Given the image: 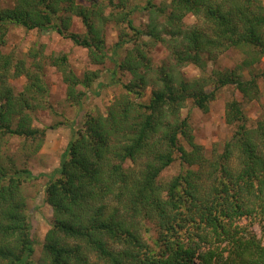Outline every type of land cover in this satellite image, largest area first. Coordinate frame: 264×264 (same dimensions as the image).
Wrapping results in <instances>:
<instances>
[{
	"label": "trees",
	"instance_id": "obj_1",
	"mask_svg": "<svg viewBox=\"0 0 264 264\" xmlns=\"http://www.w3.org/2000/svg\"><path fill=\"white\" fill-rule=\"evenodd\" d=\"M153 1L142 8L150 12L145 27L134 24V0L0 6V264H264V238L249 229L257 223L264 232V118L250 127L243 103L229 101L225 121L233 135L222 150L208 152L182 117L189 101L207 113L227 86L246 101L259 98V76L246 72L264 58V3ZM189 15L196 23L187 27ZM74 18L82 21L83 34L71 32ZM110 24L119 35L108 51ZM10 25L58 33L87 49L93 64L111 62L113 83L118 71L132 77L105 115H86L47 176L44 202L53 222L39 258L24 187L38 179L28 161L46 138V130L34 126V114L53 111L45 63L62 72L67 99L76 105L99 74L78 77L66 55L47 57L43 46L29 50L28 60L3 53ZM158 44L170 47L176 66L193 65L200 74L187 80L162 66L154 81L150 54ZM229 50L241 52L243 62L209 71V63ZM21 77L26 84L17 91L10 81ZM151 84L149 102L136 101ZM12 139L22 140V161L9 152ZM176 162L179 173L165 178Z\"/></svg>",
	"mask_w": 264,
	"mask_h": 264
},
{
	"label": "rangeland",
	"instance_id": "obj_2",
	"mask_svg": "<svg viewBox=\"0 0 264 264\" xmlns=\"http://www.w3.org/2000/svg\"><path fill=\"white\" fill-rule=\"evenodd\" d=\"M15 1L0 0V6L2 8L13 7ZM147 1L134 0L133 2L134 6L137 7L132 15L135 26L145 27L149 24L150 12L142 10L147 5ZM261 1L264 3V0ZM153 3L156 5L162 3L168 5L170 0H154ZM184 22L187 27H190L196 23V18L189 15ZM71 32L78 34L85 32L80 19L74 18ZM118 35V29L113 24L106 27L108 51H111L113 45L118 41ZM39 46L44 47V54L47 57L66 55L70 69L78 77L82 78L88 72H97L99 78L95 81L93 89L87 92L88 94L81 105L72 104L67 99V85L63 80L62 72L57 67L45 63V80L49 89L48 103L53 108V111L39 110L34 114V126L46 130V138L41 150L28 161V167L38 179L24 187V193L29 197L32 235L36 240L35 257L37 258L42 254V245L53 222V210L44 202V192L49 181L47 176L51 175L59 167L64 151L69 142L74 139L75 131L82 127L86 115H105L108 107L125 92L122 84L129 83L132 79L130 74L118 71L117 76L114 77L116 83H113L111 70L114 65L111 62L106 61L103 65L93 64L87 49L75 45L71 40L55 32L29 31L20 26L10 25L6 46L2 48V51L3 53L13 54L18 58L28 60L27 54L29 50ZM123 51H119L121 56ZM150 56L154 69L153 73L150 74V78L154 81L158 77V70L162 66L175 70L176 74L178 73L187 80L194 79L200 74V70L196 66H176L171 57L170 47L164 44L155 46ZM244 58L245 56L238 50H229L220 56L217 62L209 63V71L234 69L243 62ZM250 72L259 76V98L246 101L234 86H227L216 94L215 100L209 104L207 113L197 109L192 101H189L186 108L183 109L182 117L189 118L197 143L208 152L222 150L224 144L233 135V128L228 126L225 121V111L229 101L237 99L243 103L245 113L249 118L250 127H255L257 121L264 118V58L248 70L246 76ZM10 83L17 91H21L26 84V79L21 77L11 80ZM99 84H102L100 89L98 88ZM153 88L154 85L151 84L145 90L143 98L136 101L148 103ZM79 90L83 91L82 88ZM52 126L55 127L50 129ZM21 148L22 140L12 139L10 141L9 152L15 156L17 155L19 161L23 160ZM179 171L180 165L179 162H176L164 174L165 178L171 179ZM243 224H247V221H244ZM249 229L258 238H264V232L257 223ZM151 237H154V230H151ZM148 242L152 244L151 240H148Z\"/></svg>",
	"mask_w": 264,
	"mask_h": 264
}]
</instances>
